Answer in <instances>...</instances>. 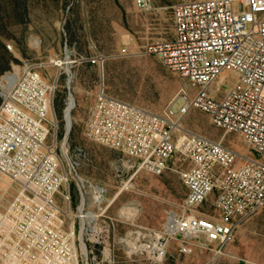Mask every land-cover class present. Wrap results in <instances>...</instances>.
Here are the masks:
<instances>
[{
	"label": "built area",
	"instance_id": "built-area-1",
	"mask_svg": "<svg viewBox=\"0 0 264 264\" xmlns=\"http://www.w3.org/2000/svg\"><path fill=\"white\" fill-rule=\"evenodd\" d=\"M133 2L142 10L154 7V0ZM91 48L89 57L71 61L66 50L63 61L52 59L61 69L53 83L40 72L42 63H29L0 79V174L17 187V195L0 209V264H82L87 257L82 236L97 231L101 216L89 210V202L100 210L108 192L81 172L87 154L79 149L74 155L67 139L76 106L72 68L87 64L103 74L106 57L95 45ZM141 52L157 56L185 81L179 94L157 112L111 95L101 83L85 118V135L127 156L130 169L180 175L187 196L182 212L170 213L151 236L148 248L155 262L165 260L173 240L187 254L200 234L213 235L220 251L239 224L264 207V0L179 3L174 38L146 44ZM226 71L236 77L232 85L221 82ZM60 75L66 97L59 143L54 102ZM193 110L206 113L224 136L239 134L255 157L188 130L184 120ZM176 156L188 168L175 167ZM72 185L79 199L76 214L57 202L62 195L70 205ZM212 195L215 213H201Z\"/></svg>",
	"mask_w": 264,
	"mask_h": 264
},
{
	"label": "rangeland",
	"instance_id": "rangeland-1",
	"mask_svg": "<svg viewBox=\"0 0 264 264\" xmlns=\"http://www.w3.org/2000/svg\"><path fill=\"white\" fill-rule=\"evenodd\" d=\"M187 1L194 0H154L153 9L142 10L133 0H0V72L8 58L3 46L12 58L10 68L2 72L0 79L29 63H42L40 72L53 83L61 69L51 60L63 61L66 50L71 61L92 55L91 45L106 57L103 74L87 64L72 68L76 106L67 143L74 155L79 149L86 152L81 172L108 192V201L100 210L89 202V210L101 216L94 225L97 231L82 236L87 247L82 264H264V207L247 216L234 239L220 251L213 235L200 234L187 254H181L179 242L173 240L165 260L155 262L148 248L153 243L151 236L163 228L170 213L182 212L187 196L180 175L167 171L158 176L130 169L127 156L85 135V118L101 83L111 95L157 112L174 101L185 81L166 69L157 56L142 53L141 47L172 40L174 7ZM125 47L127 52L123 53ZM235 79L226 71L221 82L228 86ZM64 84V75H60L54 102L59 143L65 133ZM184 126L214 141L222 140L239 154L255 157L239 134L229 132L224 136V131L216 128L204 112L191 111ZM172 164L188 168L179 156L174 157ZM71 192L70 205L62 195L57 196V202L76 214L79 199L73 185ZM16 195L17 187L0 174V209ZM214 199V195L209 197L200 212L213 215Z\"/></svg>",
	"mask_w": 264,
	"mask_h": 264
},
{
	"label": "trees",
	"instance_id": "trees-1",
	"mask_svg": "<svg viewBox=\"0 0 264 264\" xmlns=\"http://www.w3.org/2000/svg\"><path fill=\"white\" fill-rule=\"evenodd\" d=\"M3 49L5 50V54L7 55V60H6V64L5 67L3 68V70L0 72V75L2 74L3 71H6L8 68H10V62L12 60V58L10 57V54L8 53V51L6 50L5 46H3Z\"/></svg>",
	"mask_w": 264,
	"mask_h": 264
},
{
	"label": "bare ground",
	"instance_id": "bare-ground-1",
	"mask_svg": "<svg viewBox=\"0 0 264 264\" xmlns=\"http://www.w3.org/2000/svg\"><path fill=\"white\" fill-rule=\"evenodd\" d=\"M70 128V122H68V129Z\"/></svg>",
	"mask_w": 264,
	"mask_h": 264
}]
</instances>
